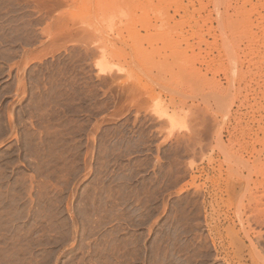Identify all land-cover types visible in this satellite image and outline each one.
<instances>
[{
    "label": "rangeland",
    "instance_id": "obj_1",
    "mask_svg": "<svg viewBox=\"0 0 264 264\" xmlns=\"http://www.w3.org/2000/svg\"><path fill=\"white\" fill-rule=\"evenodd\" d=\"M0 264H264V0H0Z\"/></svg>",
    "mask_w": 264,
    "mask_h": 264
}]
</instances>
